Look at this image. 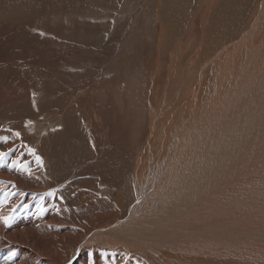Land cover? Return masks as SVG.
Wrapping results in <instances>:
<instances>
[{
  "label": "bare ground",
  "instance_id": "6f19581e",
  "mask_svg": "<svg viewBox=\"0 0 264 264\" xmlns=\"http://www.w3.org/2000/svg\"><path fill=\"white\" fill-rule=\"evenodd\" d=\"M0 2L2 4L3 1ZM211 4L210 0H201L200 14ZM259 17L239 41L223 45L219 52L208 58L206 65H219L211 78L204 76L202 81L191 82L188 78L195 74L193 69H185L181 80L176 78L178 55L175 53L179 49L178 44L169 53L163 75H160L162 71L156 70L160 61L155 56V64L147 76L151 78L150 87L155 89L151 92L150 88V94L146 92L149 98L148 111H143L145 108L141 107L143 122L136 125L134 137L130 136L124 122L118 120L115 114L118 109L113 106L104 109L99 107L95 111L94 107L88 105L89 110L86 111L84 107L83 115H76L74 120L68 114L71 109L61 105L57 107L54 122L61 124L62 121H70L71 125H77L75 130L82 136L91 158L83 166L78 164L82 160L80 151L70 144L65 145L61 133H54L49 139L41 141L44 143L42 152L35 153L34 157L31 153H26L25 157L23 154L19 156L17 152L16 158H12L15 151L24 150L28 142L17 133L6 137L9 142L7 149L1 146L5 138H0V175L3 174L1 176L5 179L0 183V264H64L70 257L65 264H69V261L72 264L81 247L92 243L101 244L102 248L105 246L110 250L98 248L103 252L102 255L92 249L87 254L88 258L83 254L75 264H85L86 260L87 264H101V260L110 264V259L114 261L112 264H120L113 259L117 256L132 260L135 264H153V258L157 264H264V174L250 181H247L246 176L238 177V170L242 167L247 171L264 172V126L263 121L259 120L262 113L264 116V41L261 40L259 45L252 43L259 29L264 28V3ZM227 38L231 39L230 36ZM219 42L217 39V45ZM204 44L208 45L207 42ZM1 83L5 84L2 73ZM171 83L177 86L170 89V98L157 93L161 88L162 93H165ZM202 96L206 99L204 102ZM4 97L7 96L0 90L1 109L8 104ZM234 101L235 104L227 111L225 107ZM203 109L205 112L202 116ZM111 111L114 114L112 116L109 114ZM0 121L4 122L3 118ZM87 122L98 129H102L104 124L109 128L108 135L103 134L102 138L96 136L95 151L91 150V134L85 126ZM195 127L199 129L197 137L193 134ZM143 137L144 149L140 155ZM247 145L249 151L244 153ZM156 146L163 151L158 161H155L158 153L154 152ZM10 151L12 153L8 154ZM186 152L190 154L187 157ZM115 156L124 164L117 163ZM191 158L192 165L185 167L183 162ZM48 163L51 167L62 165L59 171L63 178L57 176L54 179L60 190L77 189L75 182L78 178L95 177L97 181L85 182L86 187H96L95 182L106 180V199H101L106 210H116L113 217L100 216L92 222L84 221L83 225H76L79 227L77 233L71 229L61 232L63 235H57L52 230L55 232L56 226L60 224L63 228L69 224L66 225L68 217H65L70 210H74L76 216L81 215L79 207L69 209L68 201L57 205L51 200H42V204H35V211L31 214L17 209L22 189L13 190L18 188L20 182L9 188V183L15 182L10 178L18 174L23 179L30 165L38 173L52 172ZM47 165L50 169L46 170ZM70 165L75 167L73 173H70ZM33 170L28 176L26 173L24 179L33 175ZM130 170L131 186L135 192L133 196L129 193L124 195L129 190L128 185L124 189L120 188ZM47 186L41 182L38 192L45 193ZM78 193L85 194L84 190ZM86 193L91 194L89 191ZM125 209L128 213L121 218L119 214L122 215ZM12 212L21 217L15 218ZM84 217L75 218L79 221ZM4 218H9L7 224ZM113 218L116 219L112 223ZM68 251L71 253L68 254ZM93 256L98 258L94 260ZM106 258L109 263H106Z\"/></svg>",
  "mask_w": 264,
  "mask_h": 264
},
{
  "label": "rangeland",
  "instance_id": "374dc122",
  "mask_svg": "<svg viewBox=\"0 0 264 264\" xmlns=\"http://www.w3.org/2000/svg\"><path fill=\"white\" fill-rule=\"evenodd\" d=\"M2 1V4L0 2V79L1 73L4 74L5 84L1 83L0 85L6 90L2 88L0 90L7 96L4 99L7 100L8 104L3 106L2 109L0 108V118L4 120V122L0 121L2 122L0 123V138H5L4 144L0 145L6 149L9 148V142L6 137L10 138V136L17 133L25 138V142L26 140L28 142H26L27 145L25 144V149L16 150L12 158H16L15 154L17 152H19V156L23 154L25 157L26 153H31L34 157L37 153L42 152L44 143L41 141L49 139L54 133H61L65 145L70 144V146L80 151L82 160L78 164L81 166H83L84 162L89 163L91 158L86 151L82 136L75 130L77 125H71L70 121L66 123L62 121V125L54 122V112L57 107L61 105L71 109L68 114L71 120H74L76 115H83L82 110H84V107L86 111L89 110V106L94 107L96 111L99 107L104 109L105 107L113 106L118 109L115 112L118 120L124 122V126L130 136L134 137L136 125L138 123L140 125L143 122V111H148L149 98L146 92L150 94V91L152 90L151 92H153L155 89L150 87L149 81L151 78L147 77L151 72L152 65L155 64V56L160 61V63L159 61L157 62L159 66L157 65L158 68L156 70L162 71L160 75H163L168 64L169 53L178 44L179 49H176L175 53L178 55L179 60H177L175 65L177 69L176 78L180 79L185 69L187 71L193 69V72H195L188 78L190 81L192 80L191 82L202 81L204 76L211 78L215 73L214 70L219 69V65H206L205 63L209 61L208 58H212L213 54L219 52L223 45L227 46L230 42H237L242 36L247 34L249 29H252V24L257 19H260L258 15L264 3V0H210L213 4L209 5V7L206 6L203 9L205 11L201 12L202 15L200 14L201 0ZM202 25L203 31L201 33ZM186 33H189V35L187 36ZM229 36L231 37V39L229 38L230 40L227 38ZM217 39L220 41L218 45ZM261 40L264 41V28L259 29L257 37L253 39L252 43L259 45ZM203 42H207L208 45ZM185 46L187 50H185ZM218 46L220 47L218 48ZM211 47L217 48L212 51ZM206 50H210L211 55ZM156 52L158 53L157 55ZM226 52L223 53V56H225ZM204 54L207 56L206 61ZM148 62L151 63L149 64ZM176 86L175 83H171L165 93H162L163 88L157 93L159 95H167L166 97L170 98V89ZM182 96L183 94L181 93L180 97ZM144 97L145 99H143ZM205 100L203 98V102ZM234 104L235 101L226 106L227 111ZM141 107L145 109L142 111ZM73 110L74 112L72 113ZM204 112L205 110L203 109L201 111L202 116ZM109 114L110 116L114 115L113 111ZM261 118H264L263 113L259 120L263 121L262 124L264 126V120ZM254 123H257V121ZM85 126L88 127L86 129L91 134V150L95 151L96 136L98 135L102 138L104 135H108L109 128L104 124L102 129H98L92 124L90 126L88 122ZM197 130L199 129L195 127L193 132V134H196L195 137L198 136ZM92 134H95L94 137L96 139ZM262 140L264 141V138ZM123 142L126 143L125 140ZM15 145L21 148L18 144ZM143 149L144 137L140 142V155ZM156 151L158 153L155 161H158L162 158L163 151L158 146L154 148V152ZM247 151H249L248 145L243 152ZM1 152L2 150L0 149ZM10 153L12 151L8 152V154ZM188 153L186 152V157L190 155ZM117 160V163L124 164L121 159L117 158ZM137 162L138 160L135 161V163ZM48 164L54 174L51 171H46L44 174H42V171L38 173L30 165L24 172L25 177H27L33 170V175H30L28 179H24L25 177L21 179L18 174L10 178L15 182L11 181L9 188L12 184H19L20 182L18 188L16 190L13 188V190L16 192L18 189H22L21 202L17 209L21 208L22 212L31 214L35 211V209L33 210L35 204H42V200H51L57 205L63 201H68L70 203L69 209L79 207V212L81 213L79 216H85L83 220L78 221L75 217L79 216L75 215L74 210H70L65 217H68V221L65 223L66 225L69 223L67 226H71H66L65 228L62 227V224L56 226L55 232L54 230L52 232L57 235H63L64 233L61 234V232H69L71 229L73 233H77L79 227L76 225H83L84 221L92 222L100 216L113 217L116 210L114 208L106 210L105 203L102 200L106 199V191L108 190L106 180L95 182L94 186L96 187H86L84 183L97 181L95 177H89L88 179L78 178L75 182L78 185L77 189L67 190L68 192L63 189V191L57 187L54 180L57 176L62 177L59 171L62 165L51 167V164ZM183 165L190 167L192 158L184 161ZM249 165L247 166L249 167ZM49 166L47 165L46 170L50 169ZM74 170L75 167L70 165V173H73ZM104 172L106 174V169ZM260 174H264V172L259 170L247 171L245 167L238 170V177L246 176L247 181L258 179ZM1 175L0 183L5 180ZM131 177L132 173L130 170L128 176L123 178L120 188L124 189L125 185L129 186V190L124 192V195L127 193L130 196L135 195L132 190L133 185L131 186ZM46 179L47 181H45ZM41 182L48 185L45 193L38 192ZM117 186L119 187V185ZM80 190H84L85 194L80 195L78 193ZM86 191L91 194H87ZM248 191H251V189H248ZM110 194L113 196L112 193ZM91 195L94 196L93 200ZM249 201L251 202L252 200ZM44 210L47 209L44 208ZM127 213L128 210L125 209L122 215L119 214V216L124 218ZM12 214L15 218L21 217L15 212H12ZM116 218H113L111 222L113 223ZM92 244L86 245L84 248L81 247L72 264H75L81 255H85L88 258L87 254L92 249L98 252H100L98 248L110 250L108 247L104 248L105 246L102 248L101 244V246L98 244H93L92 246ZM69 253L71 251H68ZM100 253L102 254L103 252ZM96 258L98 257L96 256ZM96 258L93 256L94 260ZM113 259L119 261L120 264H128V262L135 264L132 260H123L118 256ZM151 262L157 264L154 258ZM100 263L105 264L102 260ZM106 263H109L107 258ZM112 263L114 261L110 259V264ZM145 263L149 264L148 262ZM85 264H87V260Z\"/></svg>",
  "mask_w": 264,
  "mask_h": 264
},
{
  "label": "snow or ice",
  "instance_id": "6c2138e0",
  "mask_svg": "<svg viewBox=\"0 0 264 264\" xmlns=\"http://www.w3.org/2000/svg\"><path fill=\"white\" fill-rule=\"evenodd\" d=\"M9 222V218H4V223L7 224Z\"/></svg>",
  "mask_w": 264,
  "mask_h": 264
}]
</instances>
